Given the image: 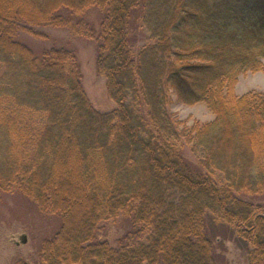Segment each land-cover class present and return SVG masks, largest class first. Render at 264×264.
Wrapping results in <instances>:
<instances>
[{
	"label": "trees",
	"instance_id": "obj_1",
	"mask_svg": "<svg viewBox=\"0 0 264 264\" xmlns=\"http://www.w3.org/2000/svg\"><path fill=\"white\" fill-rule=\"evenodd\" d=\"M92 6L106 10L108 112L71 50L36 56L17 38L32 26L93 37L70 17ZM135 24L149 40L137 47ZM263 69L264 0H0V195L63 221L37 264H221L227 242L264 264V93H236ZM172 92L215 118L188 127ZM120 216L133 230L114 246L98 235Z\"/></svg>",
	"mask_w": 264,
	"mask_h": 264
},
{
	"label": "rangeland",
	"instance_id": "obj_2",
	"mask_svg": "<svg viewBox=\"0 0 264 264\" xmlns=\"http://www.w3.org/2000/svg\"><path fill=\"white\" fill-rule=\"evenodd\" d=\"M67 13L66 11H61ZM106 10L98 6L90 7L82 15H71L73 21L82 20L94 31L93 37L72 32L67 27L32 26L38 35L23 31L17 37L27 45L36 56L52 48L71 50L77 57L82 75L83 88L93 107L101 112L115 108L106 86V79L98 70V35ZM131 40L135 47L149 42L144 31L135 24L131 30ZM264 93V69L259 72H246L239 77L236 93L243 96L249 92ZM170 112L177 115L188 127L205 124L215 118L214 113L204 103L186 105L172 92ZM189 159L192 154L186 151ZM264 203V197L260 198ZM63 224L60 214L44 213L29 196L20 193L0 195V264H17L20 260L29 264L41 261L44 243L54 237ZM133 230L130 222L120 216L104 223L98 237L108 239L114 246L125 242L126 235ZM27 236L26 243L17 244L20 235ZM225 259L221 264H249L246 251L233 242L226 244Z\"/></svg>",
	"mask_w": 264,
	"mask_h": 264
},
{
	"label": "water",
	"instance_id": "obj_3",
	"mask_svg": "<svg viewBox=\"0 0 264 264\" xmlns=\"http://www.w3.org/2000/svg\"><path fill=\"white\" fill-rule=\"evenodd\" d=\"M19 237H20V241H17V244L26 243L27 242V236L25 234H22Z\"/></svg>",
	"mask_w": 264,
	"mask_h": 264
}]
</instances>
